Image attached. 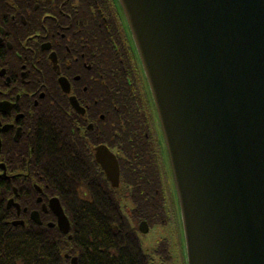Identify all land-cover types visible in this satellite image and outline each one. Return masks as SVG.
<instances>
[{
	"label": "water",
	"instance_id": "1",
	"mask_svg": "<svg viewBox=\"0 0 264 264\" xmlns=\"http://www.w3.org/2000/svg\"><path fill=\"white\" fill-rule=\"evenodd\" d=\"M119 3L164 137L188 264H264V0ZM97 153L118 185L116 158Z\"/></svg>",
	"mask_w": 264,
	"mask_h": 264
},
{
	"label": "flooded vegetation",
	"instance_id": "2",
	"mask_svg": "<svg viewBox=\"0 0 264 264\" xmlns=\"http://www.w3.org/2000/svg\"><path fill=\"white\" fill-rule=\"evenodd\" d=\"M41 6L39 0H0V167L6 166L0 198L15 211L6 224L19 229L34 225L32 220L55 226L53 203L59 199L66 212L69 198L62 197H85L92 184L88 173L95 176L88 162L106 176L96 149L116 154V139L122 138L101 140L124 109V99L103 93L102 59L81 39L69 41V17L39 14ZM125 73L130 84V75L136 79L144 99L140 69L132 61Z\"/></svg>",
	"mask_w": 264,
	"mask_h": 264
},
{
	"label": "trees",
	"instance_id": "3",
	"mask_svg": "<svg viewBox=\"0 0 264 264\" xmlns=\"http://www.w3.org/2000/svg\"><path fill=\"white\" fill-rule=\"evenodd\" d=\"M39 1L46 6L39 14L48 11L60 21L69 17V41L81 39L89 53L96 52L102 59V82L108 87L103 93L124 99L123 111L103 129L101 139L112 143L116 134L122 135L114 145L121 160L122 184L112 189L104 176H98L96 165L88 162L95 176L88 173L92 184L82 202L77 195L62 197L64 202L69 198L72 241L58 229L8 226L10 213L0 198V264H71L65 258L71 251L78 264H155L141 249L137 225L141 220L152 226L171 223L170 190L162 175L164 152L149 97L144 93L143 99L136 79L130 75V84L125 73L132 61L140 67L120 11L115 0ZM156 252L160 264L171 260L165 243Z\"/></svg>",
	"mask_w": 264,
	"mask_h": 264
},
{
	"label": "rangeland",
	"instance_id": "4",
	"mask_svg": "<svg viewBox=\"0 0 264 264\" xmlns=\"http://www.w3.org/2000/svg\"><path fill=\"white\" fill-rule=\"evenodd\" d=\"M162 170L165 172L164 168ZM166 188L168 187V178H163ZM167 207L170 214L173 216L171 223L167 226L152 227L150 232L146 235H140L143 250L152 256L154 261L160 264L156 248L161 240H167L172 261L166 264H187L186 255L184 253L183 236L181 231V222L179 215L174 211L176 209L175 198L173 193H168Z\"/></svg>",
	"mask_w": 264,
	"mask_h": 264
},
{
	"label": "bare ground",
	"instance_id": "5",
	"mask_svg": "<svg viewBox=\"0 0 264 264\" xmlns=\"http://www.w3.org/2000/svg\"><path fill=\"white\" fill-rule=\"evenodd\" d=\"M0 170L4 171V173H6V166L3 165V167H0Z\"/></svg>",
	"mask_w": 264,
	"mask_h": 264
}]
</instances>
